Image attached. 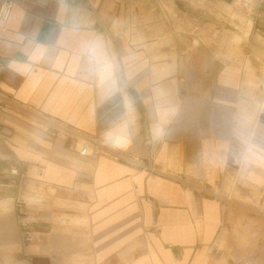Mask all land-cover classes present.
I'll return each instance as SVG.
<instances>
[{"label":"crops","instance_id":"1","mask_svg":"<svg viewBox=\"0 0 264 264\" xmlns=\"http://www.w3.org/2000/svg\"><path fill=\"white\" fill-rule=\"evenodd\" d=\"M246 1L0 0L13 4L0 19V264L225 258L227 221L258 219L231 209L229 183L240 173L246 198L264 199V0ZM93 40L119 68L108 98L72 71ZM249 143L260 158L245 162Z\"/></svg>","mask_w":264,"mask_h":264},{"label":"rangeland","instance_id":"2","mask_svg":"<svg viewBox=\"0 0 264 264\" xmlns=\"http://www.w3.org/2000/svg\"><path fill=\"white\" fill-rule=\"evenodd\" d=\"M262 67H264V61ZM259 95L262 99L264 95V76L260 81ZM247 139H243L244 144L248 142ZM92 150L99 151L93 147ZM241 176L238 173L237 178L229 183L223 199L234 212H248L258 219L250 221L245 219L243 215H238V218L234 221L229 219L227 225L232 228V233L227 235L219 246L225 258L221 262H215L213 256H211L204 264H264L261 261V256H264V211L262 201L246 198L250 195L245 194L239 185ZM228 260L230 263H228Z\"/></svg>","mask_w":264,"mask_h":264},{"label":"clouds","instance_id":"3","mask_svg":"<svg viewBox=\"0 0 264 264\" xmlns=\"http://www.w3.org/2000/svg\"><path fill=\"white\" fill-rule=\"evenodd\" d=\"M48 54V49L37 45L32 58L39 60ZM82 63L72 69L73 73H80L85 79L98 83L102 98H108L119 90V68L115 58L110 54L100 40L86 42L81 50ZM261 149L249 143L244 156L245 162H251L249 155L260 158Z\"/></svg>","mask_w":264,"mask_h":264},{"label":"built area","instance_id":"4","mask_svg":"<svg viewBox=\"0 0 264 264\" xmlns=\"http://www.w3.org/2000/svg\"><path fill=\"white\" fill-rule=\"evenodd\" d=\"M60 2H64L66 0H57ZM73 2L75 1H82V0H71ZM12 2H4L1 6H0V19L3 21H6L10 11L12 9ZM264 34V31L262 32ZM4 104V100L0 97V106H2ZM1 108V107H0ZM94 144V142L92 140L89 139H84L82 138L81 141H79V143L77 144V146H79V155L80 156H86L89 154L90 151V146H92ZM240 165V161L237 158L233 159V166L236 167V169L239 167ZM239 169V168H238ZM12 175H16V172H12ZM28 204V201L25 199H18L15 203V214L18 220V223L20 225L21 228H25L27 226V222L25 220H23V218L25 219L26 217V206ZM262 207H263V211H264V199L262 200ZM24 241L26 243H30L32 242V238L30 236V234L28 233V231L24 232Z\"/></svg>","mask_w":264,"mask_h":264},{"label":"bare ground","instance_id":"5","mask_svg":"<svg viewBox=\"0 0 264 264\" xmlns=\"http://www.w3.org/2000/svg\"><path fill=\"white\" fill-rule=\"evenodd\" d=\"M79 147V146H78ZM29 201H30V199L28 198V197H26Z\"/></svg>","mask_w":264,"mask_h":264}]
</instances>
